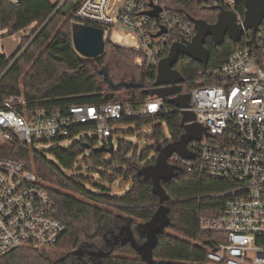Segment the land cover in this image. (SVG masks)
Listing matches in <instances>:
<instances>
[{
    "label": "trees",
    "instance_id": "trees-1",
    "mask_svg": "<svg viewBox=\"0 0 264 264\" xmlns=\"http://www.w3.org/2000/svg\"><path fill=\"white\" fill-rule=\"evenodd\" d=\"M59 4L50 0H21L16 6L0 0L2 31L13 35L34 25L31 34L22 39L21 47L12 58L8 59L0 50V102L3 97L23 94L31 108L67 109L115 103L138 107L152 99L146 91L155 88L157 71L147 72L138 64L136 52L110 41L106 43L102 56L95 59L80 56L72 42V14L65 15L66 7L60 8ZM164 5L173 13L184 14L191 20H203L208 24H215L219 14L215 6L203 0H164ZM245 9L244 2L239 0L242 18ZM247 35H250L249 32ZM247 35H243L244 39ZM243 41L235 44L227 36L221 46H215L213 39L207 38L206 47L211 54L207 69L189 57L180 56L174 69L184 78L182 92L188 94L198 86L215 83L208 71L221 65L242 46ZM25 47L24 53L20 54ZM102 70L108 72L109 80L116 86L134 82L144 87H121L115 90L99 74ZM165 106L166 114L123 123L134 125L132 135L146 128L152 130L147 137L155 145L140 149L133 142L119 138L121 133H118L117 148L113 155L92 148L88 159L102 168V171L96 172L100 176L99 180L74 176L76 170L82 168L78 159L87 153V146L92 147V139L83 137L69 148H54L52 154L61 167L50 163L41 154L32 156L20 146L2 147L0 157L23 162L41 181L71 192L60 193L45 185L56 205V217L67 227L59 247L70 251L86 247L94 252L111 251L109 256L100 259L86 257L81 264H148L130 244L110 249L106 245V238L117 235L121 227L131 224L135 238L142 242L143 239L135 230L136 221L146 223L157 211L159 198L153 193L152 182L144 181L137 173L143 166L155 163L157 145L177 141L185 132L182 116L175 105L166 100ZM164 123L168 136L162 126ZM86 129L88 127L82 126L74 133ZM66 171L74 175L68 176ZM120 178L130 188L124 196H115L111 185ZM162 185L170 197L168 207L171 225L159 235L158 245L153 251L154 264H212L207 259L208 245L205 243L216 245L222 236L202 232L199 219L202 216H218L227 199H215L211 195L226 192L235 185L192 174L184 169L173 180L162 182ZM0 264L79 263L72 253L55 259L50 256L48 249L18 248L0 257Z\"/></svg>",
    "mask_w": 264,
    "mask_h": 264
},
{
    "label": "built area",
    "instance_id": "built-area-1",
    "mask_svg": "<svg viewBox=\"0 0 264 264\" xmlns=\"http://www.w3.org/2000/svg\"><path fill=\"white\" fill-rule=\"evenodd\" d=\"M4 1L16 6L21 3ZM72 1L61 0L59 7ZM203 1L234 13L242 26L239 0ZM158 9L157 17L151 14ZM72 22L100 28L105 43L113 31L130 30L136 39L131 50L147 72L157 71L174 43L191 42L197 34L189 16L171 12L164 0H76ZM208 73L215 83L192 89L186 110L195 114L196 122L209 135L189 143L193 160L174 154L169 164L235 185L211 195L227 199L218 216L199 219L202 232L222 236L216 245L208 246L207 259L212 264H264V22L256 42L247 35L239 49ZM0 103V154L4 146H20L32 156L41 154L40 144H73L89 130L96 137L88 151L112 146L116 151L114 126L167 113L166 100L158 97L138 107L115 103L31 108L23 94L3 97ZM82 126L88 129L74 133ZM56 213V205L37 175L23 162L0 157V257L18 248L57 247L67 227Z\"/></svg>",
    "mask_w": 264,
    "mask_h": 264
},
{
    "label": "water",
    "instance_id": "water-1",
    "mask_svg": "<svg viewBox=\"0 0 264 264\" xmlns=\"http://www.w3.org/2000/svg\"><path fill=\"white\" fill-rule=\"evenodd\" d=\"M242 1L246 8L242 26H239L237 16L234 13L228 12L219 6L214 7L219 11L215 24L192 19L197 32L196 36L191 42L174 43L172 45L168 57L161 60L158 65L155 88L151 91H146L150 97L170 100V103L175 105L176 110L182 116L181 123L185 132L177 141L166 145H157L155 163L143 166L137 173L139 178L152 182L153 193L159 198L157 211L151 220L136 227L138 234L146 239L145 242L140 244L137 241L131 224L123 226L119 234L113 236V241H106L108 245L111 244L113 247L118 246L120 242L122 246L130 244L140 258L148 264L155 263L153 251L158 245L159 235L164 233L171 225L168 207L170 197L165 191L162 182H170L183 170L180 167L170 165L169 159L174 154H177L184 160H193L195 156L188 150L189 143L193 140L200 141L204 135H209L207 130L196 122L195 114L186 110L190 108V95L182 94L181 84L184 82V78L174 69V66L180 56H186L202 64L207 69L211 57L210 51L206 47V41L209 37L213 39L215 46H221L227 36L233 43L238 44L241 42L245 32H251L252 39L256 42L257 34L264 22V0ZM75 5L76 0H73L64 10V14L72 13ZM160 11L161 9H158L151 14L157 17ZM72 42L76 52L85 59H95L105 53L106 43L103 31L100 28L73 24ZM99 74L104 76L105 82L109 83L115 90L121 87L125 89H140L144 87L143 84L134 82L116 86L109 80L107 71L102 70ZM87 150H91V146H87ZM94 150L109 155L115 153L114 146L110 148L101 147ZM205 245L213 246L210 242H206ZM110 254L111 251L106 252L103 250L93 253L99 259Z\"/></svg>",
    "mask_w": 264,
    "mask_h": 264
},
{
    "label": "rangeland",
    "instance_id": "rangeland-1",
    "mask_svg": "<svg viewBox=\"0 0 264 264\" xmlns=\"http://www.w3.org/2000/svg\"><path fill=\"white\" fill-rule=\"evenodd\" d=\"M69 14H72L71 12ZM68 14V15H69ZM34 29V25L30 26L29 28L19 31L13 35H8V33L1 34L0 32V50L1 53L4 54L8 59L12 58L16 52L21 47L22 39L31 34V32ZM251 35V32H249ZM110 42L116 46L125 48V49H133L136 45V39L133 35V33L128 29H122V30H115L113 31L111 35ZM122 95V94H121ZM120 96V94H118ZM164 128L165 134L168 136V129L166 124H162ZM134 125L131 124H118L114 126V131L121 133L119 138H124L130 142H133L135 145L139 146L140 149L146 148L151 145H155V143L150 140L147 136L152 133V130L150 129H144L141 133H136L135 135H132L131 132L134 130ZM83 137L92 139L96 137V133L94 131H86L82 134ZM72 144V142H61V143H49V144H40L37 146L38 151H40L41 155L50 163H53L57 167H61L59 162L57 161L56 157L52 154V150L56 147H64L67 148L68 145ZM117 148V147H116ZM91 155L90 151H87L86 154L82 155L78 159L79 165L82 167L80 170H76V174L74 175L70 171H66V175L68 176H81V177H92L95 180H99L100 176L98 171H102V168L98 165H96L94 162H90L88 159V156ZM110 157L107 156V160H109ZM58 175V174H57ZM60 176V175H59ZM44 185L49 187L52 190L58 191L60 193L70 194L71 192L69 190H64L60 187H58L55 184L43 182ZM113 189V194L115 196H124L127 191L130 188V185L125 182L123 178H120L116 183L111 185ZM136 223H140L139 221H136ZM32 249V248H31ZM38 250V249H36ZM50 251V256L52 258H60L65 254L66 249L62 247H55L53 249H48Z\"/></svg>",
    "mask_w": 264,
    "mask_h": 264
},
{
    "label": "flooded vegetation",
    "instance_id": "flooded-vegetation-1",
    "mask_svg": "<svg viewBox=\"0 0 264 264\" xmlns=\"http://www.w3.org/2000/svg\"><path fill=\"white\" fill-rule=\"evenodd\" d=\"M141 223H143V222H140V223H136V226H135V228L139 225V224H141ZM125 226V225H124ZM122 228V227H121ZM121 228L118 230V232H117V235L119 234V232H120V230H121ZM136 230V229H135ZM137 232V231H136ZM135 234V233H134ZM137 234H138V232H137ZM139 235V234H138ZM139 237H140V239H143L142 240V242H139L138 240V242L140 243V244H142V243H144L145 242V238H143V237H141L140 235H139ZM106 240H110V241H113V237H111V238H106ZM106 245H107V247L108 248H113V246L110 244V245H108L107 244V241H106ZM122 244H121V242L119 243V245L118 246H121ZM117 247V246H116ZM107 252V251H106ZM73 254L74 255V257H75V259H76V261L79 263V264H81V262H83L84 260H85V258L86 257H89L90 259H93L94 257H96L95 255H93V253H95L94 251H92V250H90L89 248H79V249H76V250H74V251H70V250H67L66 249V252H65V254H63V256H65V255H67V254Z\"/></svg>",
    "mask_w": 264,
    "mask_h": 264
},
{
    "label": "crops",
    "instance_id": "crops-1",
    "mask_svg": "<svg viewBox=\"0 0 264 264\" xmlns=\"http://www.w3.org/2000/svg\"><path fill=\"white\" fill-rule=\"evenodd\" d=\"M52 3H59L61 0H50ZM0 32H1V34H3V33H7V31H2L1 29H0ZM2 52V51H1ZM4 55V54H3Z\"/></svg>",
    "mask_w": 264,
    "mask_h": 264
}]
</instances>
